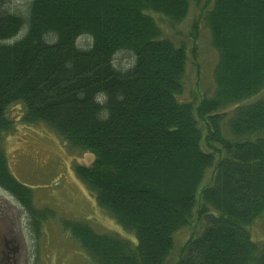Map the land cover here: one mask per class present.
<instances>
[{
	"label": "trees",
	"instance_id": "trees-1",
	"mask_svg": "<svg viewBox=\"0 0 264 264\" xmlns=\"http://www.w3.org/2000/svg\"><path fill=\"white\" fill-rule=\"evenodd\" d=\"M193 1L184 36L155 16L174 30ZM201 31L218 54L212 91L200 86ZM191 70L198 87L180 98ZM13 103L94 154L77 174L135 237L64 221L95 264H264L250 231L264 219V0H0V187L38 226L3 145Z\"/></svg>",
	"mask_w": 264,
	"mask_h": 264
},
{
	"label": "rangeland",
	"instance_id": "rangeland-1",
	"mask_svg": "<svg viewBox=\"0 0 264 264\" xmlns=\"http://www.w3.org/2000/svg\"><path fill=\"white\" fill-rule=\"evenodd\" d=\"M11 1L23 7L28 0ZM198 12L199 7L193 1L189 14L176 24L174 30L166 17L155 16L169 33L184 36ZM201 32L198 59L204 79L200 86L212 91L214 84L211 80L218 54L211 45L210 35L206 31ZM77 42L83 46L90 42V38L81 36ZM132 61L127 52L116 55L119 66L128 67ZM189 75L187 89L180 98H188L195 86L198 87L195 73L191 70ZM22 113L20 103L9 107L8 114L15 124L5 134L3 145L12 173L30 189L32 206L37 213L41 212V216L38 226H35L28 208L11 192L0 187V240L3 233L12 228L11 233L20 252L15 264H95L64 226L70 220H83L98 232L115 233L134 241V235L125 231L111 214L99 206L93 192L77 174L78 166H91L94 154L70 147L43 123L23 122ZM250 231L254 240H264L262 216L252 223ZM189 233V229H183L176 238L184 241Z\"/></svg>",
	"mask_w": 264,
	"mask_h": 264
},
{
	"label": "flooded vegetation",
	"instance_id": "flooded-vegetation-1",
	"mask_svg": "<svg viewBox=\"0 0 264 264\" xmlns=\"http://www.w3.org/2000/svg\"><path fill=\"white\" fill-rule=\"evenodd\" d=\"M11 231L12 228L9 231H5L2 240H0V264H15L19 259L18 244L15 243V238Z\"/></svg>",
	"mask_w": 264,
	"mask_h": 264
}]
</instances>
